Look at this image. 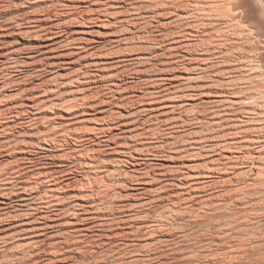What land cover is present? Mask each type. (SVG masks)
Listing matches in <instances>:
<instances>
[{
  "label": "rangeland",
  "instance_id": "374dc122",
  "mask_svg": "<svg viewBox=\"0 0 264 264\" xmlns=\"http://www.w3.org/2000/svg\"><path fill=\"white\" fill-rule=\"evenodd\" d=\"M183 1L177 10L165 0H0V264H264V190L235 181L237 165L211 172L223 179L178 206L184 218L164 215L190 189L177 170L226 166L207 148L250 111L235 101L256 63L204 2ZM186 86L194 98L171 97ZM194 210L208 216L195 221ZM158 218L163 231L150 235L143 225Z\"/></svg>",
  "mask_w": 264,
  "mask_h": 264
},
{
  "label": "bare ground",
  "instance_id": "6f19581e",
  "mask_svg": "<svg viewBox=\"0 0 264 264\" xmlns=\"http://www.w3.org/2000/svg\"><path fill=\"white\" fill-rule=\"evenodd\" d=\"M198 1V0H197ZM196 1V3H197ZM200 1V0H199ZM202 2H204L205 4H199L197 3L198 5H201L200 6V9H204L205 7H208L209 10H212V14L211 16H214L213 18L215 19L214 23L213 24H219L220 22H225L227 23V26L229 29L231 28V30L233 31L232 35H237V37L241 40H245L246 42H244L245 44H249L251 47V52L253 53V58H255V61L256 63L254 64L253 62H250L251 64L247 65V69H249L248 71V75L246 76L247 78H244V79H247V80H250V81H247V83H244V86L241 90V93L243 96H240L239 99L235 102L237 103H241L242 105L245 103L247 105H249L248 107L250 108V111H248L246 117H244L245 119H240L237 120L239 123L237 124H234L231 129V132L230 133H226L224 131H221L223 128L220 127V129H217V131L215 132L216 133V140L215 142L211 143V145L208 146L207 148V151H208V155H210L209 153H220L219 156L223 158H221V161H225V164L226 166L221 168V166L218 164L220 162V160H217L219 161L215 166L216 168L214 167V163L215 161L210 164H212L211 166H207L206 165V168L204 169L203 171V168L200 172H195V173H190L189 171H185L184 170H180V174L177 170V172H175L176 174H174L173 176L174 179H176V181L179 183H177L180 187V190L181 188H190L189 190L192 191V192H185L183 191V193H180L181 191L179 190V193L177 196H175V198L172 199V201H174V204L170 207V206H167L169 207L168 210H165L164 211V215H166V219H168L167 217H172L174 219L176 218H179V217H182L183 216V211L181 212L180 210H178V208L180 207V205L182 206V204H186L188 205L189 203H192L193 202L197 203V201L202 197V196H205L206 195V192H207V189L212 187L213 185H218L219 184V180L223 179L222 177H220V175H215L217 177H215L214 175L211 174L212 173H217L218 172H227L228 169L230 168H233L235 167L236 165L239 166V167H236L239 168L238 170L240 172H238V174L234 171L233 173L235 174V181H238V182H242V181H245L244 183V188H253V190H264V135L262 136L263 133H261V128L259 126H256L252 123H258V120L261 119V115L257 114L256 112L259 111L261 113L264 112V33H261L260 30H259V23L260 22H264V5H263V8L259 7L258 5V2L261 4L264 2L263 0H201ZM200 1V2H201ZM165 2H168L171 4L172 7L176 8L177 10L181 9L182 7H184L185 5V1L183 0H165ZM195 2V1H194ZM103 4V3H102ZM101 4V5H102ZM164 4V3H163ZM195 4V3H194ZM196 4V5H197ZM258 4V5H257ZM111 4H108L104 2V5H102V9L103 7L105 9L101 10L103 11L102 13L106 16L108 14H110L112 11H110L109 9V6ZM166 3L164 4V8L166 7ZM192 5V4H191ZM262 6V5H261ZM113 7V6H112ZM193 7H196V6H193ZM101 8V7H100ZM162 8H163V5H162ZM190 8V7H189ZM98 10V9H97ZM135 10V9H134ZM139 10V9H138ZM133 11V10H132ZM130 11V12H132ZM135 12V11H133ZM198 12V11H197ZM108 13V14H107ZM136 13H137V10H136ZM113 14V13H112ZM179 15L181 14H178V17L179 18ZM92 19V18H91ZM96 19V18H95ZM99 19V18H98ZM200 20V19H199ZM213 20V19H212ZM191 22V20H190ZM189 23V22H187ZM215 24V25H216ZM222 24V23H221ZM244 25H248V28L245 29V26ZM214 27V26H213ZM250 27V30L247 31V29H249ZM199 30V28H198ZM230 30V31H231ZM229 31V32H230ZM189 33V32H188ZM186 34V33H185ZM191 35V32L189 33ZM188 35V34H187ZM231 35V33H230ZM196 36V35H195ZM199 36V34H198ZM203 37V36H202ZM229 37V36H228ZM231 37V36H230ZM227 38V37H226ZM230 43V42H229ZM236 43V42H235ZM227 44V43H226ZM232 44V43H230ZM245 46V45H244ZM242 50L244 51V49L242 48ZM222 51V50H221ZM230 51V50H228ZM242 51V52H243ZM249 51V50H248ZM223 52V51H222ZM251 53V54H252ZM226 55V54H225ZM250 55V54H249ZM218 57V56H217ZM248 58V57H247ZM246 58V59H247ZM186 59V58H185ZM178 60V59H177ZM182 61V59H181ZM181 61H176V65L178 66H183V67H187V66H184V62L181 63ZM186 61V60H185ZM190 61V60H189ZM243 61V60H242ZM14 62V61H13ZM203 62V61H202ZM247 62V61H245ZM97 63V62H96ZM187 63V62H186ZM185 63V64H186ZM205 63V62H204ZM253 63V64H252ZM176 68V67H175ZM188 68V67H187ZM201 68V67H200ZM216 68V66H215ZM212 69V68H211ZM214 69V68H213ZM213 71V70H212ZM235 71V70H234ZM225 72V71H224ZM226 73V72H225ZM243 73L244 75V72L241 71V74ZM216 74V73H215ZM246 74V72H245ZM255 74L258 76V78L256 80H252V78L255 76ZM232 75V74H231ZM227 76V75H226ZM238 77V76H237ZM244 77V76H243ZM241 78V76H240ZM234 80V79H233ZM234 83V82H233ZM255 85V88L254 86ZM215 86V85H214ZM249 86L250 88L253 86V91L255 93H252V91L250 92L249 91ZM191 87L193 86H186V88H180L182 89L181 91L182 92H179V89L177 90L178 92L174 93V95H172L171 97L175 98L176 100H179L181 98H194L192 96H195V95H192L191 93H187L189 90H191ZM232 88V87H231ZM185 91L186 94L184 93ZM202 94V93H201ZM201 96V95H200ZM199 96V97H200ZM198 99V98H196ZM232 100V99H231ZM228 103V102H227ZM233 103H234V100H233ZM236 103V104H237ZM235 104V103H234ZM245 104L243 105V108L246 107ZM182 105H185V103H182V104H177V105H173V106H177V107H182ZM218 105V104H217ZM241 107V106H240ZM11 108V107H10ZM185 108L188 110V105L185 106ZM178 109V108H177ZM245 109V108H244ZM248 109V108H246ZM10 110V109H9ZM224 110V109H223ZM237 110V109H236ZM241 110V109H240ZM4 111V110H3ZM180 111V110H179ZM185 111V110H184ZM222 111V110H221ZM226 111V110H225ZM235 111V110H234ZM247 111V110H245ZM230 112V111H229ZM241 112V111H239ZM258 112V113H259ZM242 114V113H241ZM244 115V114H243ZM264 115V114H263ZM217 116V115H216ZM220 116V114H219ZM218 117V116H217ZM180 118V119H179ZM177 121V123H182L184 122L183 119L185 118H182V115H180ZM214 118V117H213ZM242 118V117H240ZM188 119V118H187ZM195 119V117H194ZM186 120V118H185ZM191 120V119H189ZM193 121V120H192ZM222 119H218V121H214L215 122H219L221 123ZM256 121V122H255ZM264 121V119L262 120ZM261 121V122H262ZM187 122V121H186ZM213 122V121H212ZM211 122V123H212ZM176 123V121H175ZM197 123V122H196ZM218 123V124H219ZM224 123V122H223ZM227 123V122H226ZM213 124V123H212ZM222 124V123H221ZM229 124V123H228ZM178 125V124H177ZM201 125V124H200ZM216 125V123H215ZM223 125V124H222ZM222 125H219V126H222ZM230 125V124H229ZM259 125V123H258ZM262 125V124H261ZM203 126V125H202ZM206 127V126H205ZM214 127V126H213ZM226 127V126H225ZM224 127V128H225ZM228 127V126H227ZM181 128V127H180ZM230 128H228L230 130ZM264 128V126H263ZM203 129V128H202ZM214 129V130H216ZM261 129V130H259ZM93 130V129H92ZM91 130V131H92ZM221 132H220V131ZM177 131V129L175 130ZM103 132V130H102ZM179 132V131H178ZM177 132V133H178ZM204 132V131H203ZM202 132V133H203ZM210 132V131H209ZM208 132V133H209ZM175 133V132H174ZM185 133V132H184ZM181 131V134L179 135V137L183 140V138L186 136H184ZM169 134V133H168ZM190 134V133H189ZM211 134V133H210ZM213 134V133H212ZM261 134V135H260ZM176 135V134H175ZM193 137V136H192ZM213 137V136H212ZM190 138V137H189ZM194 139V138H193ZM192 139V140H193ZM202 139V138H201ZM204 140V139H203ZM47 142V141H46ZM185 144V143H184ZM187 144V143H186ZM39 146V145H38ZM41 146V145H40ZM164 146V145H163ZM167 146H168V142H167ZM191 146V145H190ZM193 146V145H192ZM43 147V146H42ZM52 147V146H51ZM128 147V146H127ZM166 147V146H165ZM193 148V147H191ZM198 148V147H197ZM202 147H200V150H201ZM143 149V148H142ZM164 149V148H163ZM188 149V148H187ZM186 149V150H187ZM199 149V148H198ZM205 149V148H204ZM135 150V149H134ZM185 150V149H183ZM185 150V151H186ZM181 153L179 156H181V158H183L185 156L188 157L189 153H193L194 155V150L192 149V151H182V149L180 150ZM206 151V149H205ZM197 152V151H196ZM201 152V151H199ZM203 152V150H202ZM227 152V154L229 155H224L223 154ZM207 154V152H206ZM192 155V154H191ZM191 155L189 157H191ZM203 155V154H202ZM205 155V154H204ZM207 155V156H208ZM215 155V154H214ZM213 155V156H214ZM84 156V154H83ZM178 156V157H179ZM199 156V155H198ZM212 156V157H213ZM218 156V155H217ZM218 156V157H219ZM188 157V158H189ZM203 157V156H202ZM206 157V155H205ZM217 157V158H218ZM171 158V156H170ZM176 158V157H175ZM209 158V157H207ZM28 159V158H27ZM31 159V158H30ZM192 159V158H191ZM212 161H213V158H211ZM187 160V159H186ZM190 160V158H189ZM188 160V161H189ZM195 160V159H194ZM204 160V159H203ZM216 160V159H215ZM95 161V160H94ZM216 161V162H217ZM30 162H33L35 163V161H30L29 160V163ZM187 162V161H186ZM201 162V161H200ZM174 163V162H173ZM32 164V163H31ZM220 164H223L222 162ZM228 164V165H227ZM239 164V165H238ZM34 165V164H33ZM37 165V164H35ZM80 165V164H79ZM184 167H186V169H190V167L192 166H188L186 164H182ZM224 165V164H223ZM32 166V165H31ZM88 166V165H86ZM30 167V166H29ZM90 167H91V170L93 169L92 167H95V164L94 163H90ZM172 167V166H171ZM199 167V166H198ZM202 167V166H201ZM26 168V167H25ZM192 168V167H191ZM120 169V168H119ZM176 169V168H175ZM178 169V168H177ZM193 170V168H192ZM232 171V169H230ZM25 171V170H24ZM29 171V170H28ZM95 171V169H94ZM97 171V170H96ZM100 171V170H98ZM111 171V170H110ZM196 171V170H195ZM198 171V169H197ZM3 172V171H2ZM31 172V170L29 171ZM225 172V173H226ZM20 173V172H19ZM25 173H27V171H25ZM41 173V172H40ZM214 173V174H215ZM216 173V174H217ZM228 173V172H227ZM231 173V172H230ZM47 174V173H46ZM110 174V173H109ZM173 174V173H172ZM42 175V174H40ZM44 175V174H43ZM124 175V174H123ZM30 176V175H29ZM38 176V175H37ZM46 176V175H44ZM42 176V177H44ZM54 175L53 174H47L46 177H44V179L47 181L49 180L50 177H53ZM121 176V175H120ZM222 176V175H221ZM33 177V176H32ZM92 177V176H91ZM124 177V176H123ZM138 177V176H137ZM99 177H94L92 178L93 180L96 181V179L98 180ZM103 178V177H102ZM101 179V178H100ZM150 179V178H149ZM152 179V178H151ZM169 179V178H168ZM190 179H192V181L190 182ZM138 180V178H137ZM189 180V181H188ZM232 182L234 180H231ZM7 182H8V179H7ZM40 182V181H39ZM174 182V181H173ZM6 183V182H4ZM11 183V182H10ZM108 183V182H107ZM106 182H101L99 184V187L100 188H103L109 184H107ZM80 184V183H79ZM81 186L83 188L87 187L88 185H93V181L91 180V178H87L86 181L84 182H81ZM115 184V183H114ZM176 184V185H177ZM165 185V184H164ZM170 185V184H169ZM259 185V186H258ZM13 186V185H12ZM16 186V185H15ZM110 186V185H109ZM109 186H107L106 188H108ZM98 187V188H99ZM166 187V186H165ZM215 187V186H214ZM219 187V186H218ZM192 188V189H191ZM7 189V188H5ZM166 189V188H164ZM194 189V190H193ZM244 189V190H245ZM12 190V189H11ZM15 190V189H14ZM141 190V189H140ZM167 190V189H166ZM247 190V189H246ZM103 191V190H102ZM211 191V190H210ZM218 191V190H217ZM221 191V190H220ZM7 192V191H5ZM11 192V191H10ZM222 192V191H221ZM220 192V193H221ZM236 192V190H235ZM106 193V192H105ZM119 193V192H118ZM158 193V192H157ZM176 193V192H175ZM178 193V192H177ZM223 193H224V190H223ZM237 193V192H236ZM247 193V192H245ZM252 193V192H251ZM254 193H257V192H254ZM10 194V193H9ZM52 194V192H51ZM100 194V193H99ZM241 194V193H240ZM247 194H250V193H247ZM117 195V194H116ZM222 195V194H221ZM52 196H56V197H59V195H52ZM212 196V195H211ZM224 196V195H223ZM222 196V197H223ZM244 196H246L244 194ZM172 197V196H171ZM174 197V195H173ZM207 197H209L207 195ZM220 197V195H219ZM225 197V196H224ZM248 197V196H247ZM253 197V196H252ZM60 198V197H59ZM58 198V199H59ZM54 199V198H53ZM204 199V198H203ZM211 199V197H210ZM258 199V198H257ZM54 200H57L54 199ZM60 200V199H59ZM59 200H57L59 202ZM153 200V199H152ZM48 201V200H47ZM209 201V199H208ZM230 201V200H229ZM257 201V200H256ZM54 202V201H53ZM62 202V201H61ZM152 202V201H151ZM153 203V202H152ZM200 203V202H199ZM212 203V202H211ZM214 203V202H213ZM212 203V204H213ZM234 203V202H233ZM191 204V205H192ZM206 204V203H205ZM264 204V202H263ZM45 205V204H44ZM49 205V204H48ZM53 205V204H52ZM190 205V204H189ZM188 205V206H189ZM231 205V204H230ZM235 205V204H234ZM43 206V205H42ZM81 206V205H80ZM179 206V207H178ZM196 206V205H195ZM194 206V207H195ZM216 206V204H215ZM220 206V205H219ZM218 206V207H219ZM224 206V205H222ZM226 206V205H225ZM232 206V205H231ZM252 206V205H251ZM52 206H50L51 208ZM151 207V206H150ZM216 207V208H218ZM33 208V207H31ZM47 208V206H46ZM49 208V207H48ZM182 208V207H181ZM184 208V207H183ZM188 208V207H187ZM211 208V206H210ZM214 208V207H213ZM226 208V207H225ZM70 209V208H69ZM80 209V208H79ZM154 209V208H153ZM189 209V208H188ZM191 209V207H190ZM201 209V208H200ZM199 209V210H200ZM224 209V208H223ZM254 209V208H253ZM77 210V209H76ZM151 210V209H150ZM182 210V209H181ZM195 211L194 210V213H196V217L194 219H196L195 221H198L200 220L201 218L203 219L206 218L207 213L206 212H202L201 211ZM205 210V209H204ZM211 210V209H209ZM216 210V209H215ZM22 211V210H21ZM61 211V210H60ZM180 211V212H179ZM186 211V210H185ZM207 211V210H206ZM212 211V210H211ZM263 211V210H262ZM27 212V211H26ZM74 212V211H73ZM188 212V210H187ZM220 213V211H218ZM23 213V212H22ZM21 213V214H22ZM71 213V212H70ZM76 213V212H75ZM227 213V212H226ZM25 214V213H24ZM74 214V213H73ZM160 214V213H159ZM194 215V214H193ZM212 215V214H211ZM254 215V214H253ZM215 216V214H214ZM228 216V215H227ZM263 216V215H261ZM49 217V216H48ZM213 217V216H212ZM162 218V217H161ZM161 218L158 220V221H155V223H153V225H149L147 228V224L146 225H143V227H145V229H147L148 233L150 235H154L156 234L158 231L161 232L163 231V228H164V225H163V220H161ZM184 218V216H183ZM211 218V217H210ZM157 219V218H156ZM163 219V218H162ZM193 219V221H194ZM230 219V217H229ZM170 220V219H169ZM179 220V219H178ZM207 220V219H206ZM213 220V219H212ZM228 220V219H227ZM192 220L189 221V223L191 222ZM167 222V221H166ZM165 222V223H166ZM200 222V221H199ZM236 222V221H234ZM244 222V221H243ZM164 223V224H165ZM212 223V222H211ZM197 224V222H196ZM235 224V223H234ZM179 225V224H178ZM192 225V224H191ZM224 225V224H223ZM167 226V225H166ZM201 226V225H200ZM240 226V225H239ZM181 228V227H180ZM177 229V228H176ZM185 229V228H184ZM209 229V228H208ZM233 228H228L226 229V232L227 234L230 232V230H232ZM140 230V228L138 229ZM143 230V229H142ZM166 230V229H164ZM183 230V228H182ZM224 230V229H222ZM234 230V229H233ZM246 230V229H245ZM170 231V230H169ZM221 231V230H220ZM239 232V231H238ZM237 232V233H238ZM135 233H138L135 232ZM233 233V232H232ZM134 234V233H133ZM225 234V233H224ZM149 235V236H150ZM171 235V234H169ZM145 236V235H144ZM189 236V235H188ZM239 236V235H238ZM252 236V235H251ZM226 237V236H225ZM233 237V236H232ZM231 237V238H232ZM155 238V236H154ZM227 239V238H226ZM243 239V238H242ZM250 239V238H249ZM256 239V238H255ZM146 240V239H145ZM160 240L159 238L156 239V245H157V242L158 244H163L162 241H158ZM237 240V239H236ZM235 240V241H236ZM248 240V239H247ZM251 240V239H250ZM245 242V241H244ZM136 245V244H135ZM150 245V244H149ZM228 245V244H227ZM230 245V244H229ZM151 246V245H150ZM149 246V247H150ZM154 246V245H153ZM215 246V245H214ZM242 246V245H241ZM250 246V245H249ZM130 247V246H129ZM221 247H222V244H221ZM168 248V247H167ZM247 248V247H245ZM251 248V247H250ZM124 249V248H123ZM229 249V248H228ZM249 249V248H248ZM127 250V249H126ZM203 250V249H202ZM232 251V250H231ZM247 250H241V252H244V253H247L246 252ZM249 251V250H248ZM53 252V251H52ZM134 252V251H133ZM138 252V250H137ZM233 252V251H232ZM231 252V253H232ZM236 252V251H235ZM250 252V251H249ZM154 253V252H153ZM201 253V251H200ZM218 253V252H216ZM225 253H228V252H225ZM230 253V252H229ZM237 253V252H236ZM55 254V253H54ZM135 254V253H134ZM197 254V253H196ZM202 254V253H201ZM222 254V253H221ZM235 254V253H233ZM232 254V255H233ZM122 255V254H121ZM136 255V254H135ZM138 255V254H137ZM140 255V254H139ZM200 255V254H199ZM198 255V258H200ZM226 255V254H225ZM228 255V254H227ZM226 255V256H227ZM252 255V254H251ZM146 256V255H145ZM154 256V255H153ZM157 256V255H156ZM211 256V255H210ZM114 257V256H113ZM155 257V256H154ZM215 257V255H214ZM225 257V256H224ZM230 257V256H229ZM233 257V256H232ZM236 257V255H235ZM243 257V255H242ZM242 257L240 259L239 258H236L237 261H240L242 260ZM123 258V257H122ZM196 258V257H194ZM213 258V257H211ZM210 258V259H211ZM227 257H225L224 259H226ZM197 259V258H196ZM264 259V258H263ZM234 260V258H232V261ZM250 260V259H249ZM120 261V260H119ZM210 261V260H209ZM221 261V260H220ZM226 261V260H225ZM247 261V260H246ZM264 261V260H263ZM118 262V261H117ZM187 262V261H186ZM204 262V261H203ZM218 262V261H217ZM236 262V261H235ZM234 262V263H235ZM227 263V262H226ZM242 263V262H241ZM244 263V262H243ZM209 264V263H208Z\"/></svg>",
  "mask_w": 264,
  "mask_h": 264
},
{
  "label": "snow or ice",
  "instance_id": "6c2138e0",
  "mask_svg": "<svg viewBox=\"0 0 264 264\" xmlns=\"http://www.w3.org/2000/svg\"><path fill=\"white\" fill-rule=\"evenodd\" d=\"M259 30L261 33H264V22L259 23Z\"/></svg>",
  "mask_w": 264,
  "mask_h": 264
}]
</instances>
